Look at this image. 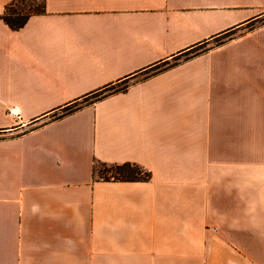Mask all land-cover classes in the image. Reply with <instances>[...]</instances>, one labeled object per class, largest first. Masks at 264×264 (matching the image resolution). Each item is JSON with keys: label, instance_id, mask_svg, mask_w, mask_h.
Instances as JSON below:
<instances>
[{"label": "crops", "instance_id": "0c3cea01", "mask_svg": "<svg viewBox=\"0 0 264 264\" xmlns=\"http://www.w3.org/2000/svg\"><path fill=\"white\" fill-rule=\"evenodd\" d=\"M17 1L0 0V264H264V0H25L44 13L12 30Z\"/></svg>", "mask_w": 264, "mask_h": 264}, {"label": "trees", "instance_id": "16d2710c", "mask_svg": "<svg viewBox=\"0 0 264 264\" xmlns=\"http://www.w3.org/2000/svg\"><path fill=\"white\" fill-rule=\"evenodd\" d=\"M44 6L42 4H37V2L33 1H17L13 3L12 5L8 6L4 15V21L6 22V25L12 29V30H20L24 27V25L28 22L31 16L37 14L41 15L44 13ZM224 36V35H223ZM231 36V34H226L224 36V40L228 39ZM223 42V41H222ZM222 42L219 43V45L222 44ZM199 51V50H197ZM164 66H171V64L167 62H163L157 66L151 67L150 69L145 71V74L154 72L157 73L160 71V67ZM128 81H122L117 82L115 84L108 85L104 88H101L92 94L84 97L82 100L77 101L76 103L67 106L61 111L60 115H55V119L64 117L66 115H70L74 113L75 111L82 108L85 104H90L96 101H99L100 99H104L107 96L111 94L116 93H123L127 90ZM101 167L103 170H99V178L103 182H110V181H118V182H147L151 180V173L142 169L139 166H136L135 164L126 163L123 165H106L101 164ZM110 168V169H106ZM97 170V169H96ZM106 174H111L113 178L108 179L104 176Z\"/></svg>", "mask_w": 264, "mask_h": 264}, {"label": "rangeland", "instance_id": "374dc122", "mask_svg": "<svg viewBox=\"0 0 264 264\" xmlns=\"http://www.w3.org/2000/svg\"><path fill=\"white\" fill-rule=\"evenodd\" d=\"M258 22H259V24L264 23V16L262 18L256 20L252 24L248 25V27H251V26L255 25V23H258ZM231 36H232V33H231ZM222 41L225 42L224 36H221V37H219L217 39H214V41L210 44L209 47H208L207 43H204V44H202V45H200L198 47H195V48H193L191 50L189 49L188 51H185L181 55H179L176 58H174L173 61H168V63L171 64V66H175V65H177V64H179V63H181L183 61L191 60L192 58L200 55L201 53L205 52L206 50H208V49H210V48H212L214 46L219 45V43L222 42ZM197 50H199V51H197ZM168 67H170V66H164V67L161 66L160 67L161 68L160 71L163 70V69H165V68H168ZM150 73H152V72H150ZM150 73H147V74L149 75ZM144 76L147 77V75H144ZM61 111L59 112L58 115L61 114ZM55 115H57V113L54 114V115H52L51 116V119H55L54 118ZM96 169H97L96 170L97 175L99 174V170H101V171L103 170V168L99 164H96ZM106 169L108 170L110 168H106ZM98 177H99V175H98ZM104 177L105 178H108V179L113 178V176L111 174H106Z\"/></svg>", "mask_w": 264, "mask_h": 264}]
</instances>
